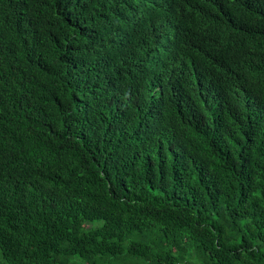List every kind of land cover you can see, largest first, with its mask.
<instances>
[{"label": "trees", "instance_id": "16d2710c", "mask_svg": "<svg viewBox=\"0 0 264 264\" xmlns=\"http://www.w3.org/2000/svg\"><path fill=\"white\" fill-rule=\"evenodd\" d=\"M0 264H264V0H0Z\"/></svg>", "mask_w": 264, "mask_h": 264}]
</instances>
